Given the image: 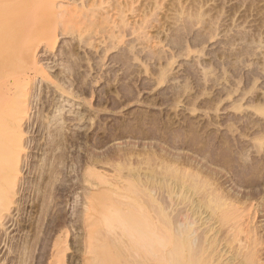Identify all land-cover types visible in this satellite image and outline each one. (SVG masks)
Wrapping results in <instances>:
<instances>
[{"label":"rangeland","instance_id":"1","mask_svg":"<svg viewBox=\"0 0 264 264\" xmlns=\"http://www.w3.org/2000/svg\"><path fill=\"white\" fill-rule=\"evenodd\" d=\"M52 1L3 0L25 113L0 133V264H139L108 227L130 209L185 230L186 264H264V0Z\"/></svg>","mask_w":264,"mask_h":264},{"label":"bare ground","instance_id":"2","mask_svg":"<svg viewBox=\"0 0 264 264\" xmlns=\"http://www.w3.org/2000/svg\"><path fill=\"white\" fill-rule=\"evenodd\" d=\"M13 1V0H12ZM11 1V2H12ZM43 1V0H42ZM46 1V5L50 7V5L53 4L54 1L52 0H45ZM7 2V0H6ZM9 2V0H8ZM7 2V4H8ZM11 2H9V5H11ZM30 2H34V1H30ZM26 3V5L29 6V4L31 5L32 3ZM37 2V1H35ZM40 2V1H39ZM103 2V1H102ZM22 3V2H21ZM3 0H0V57L4 56L5 53H3V48H4V44H3V24L5 23V25L8 23L11 27L13 25H11V19L14 20L15 19V14H14V18L11 16L10 17V14H12V12L8 13V16L6 17L9 19V22L8 20H4V16H3V11L5 12L6 8L3 10V8L5 6H3ZM34 4V3H33ZM38 4V3H37ZM42 4V2H40V5ZM106 4V2H105ZM22 5V4H21ZM19 4V6H21ZM24 5V4H23ZM45 5V6H46ZM14 6V5H13ZM27 6V7H28ZM36 7H38L37 5H35ZM43 6V5H41ZM46 6V7H47ZM93 6V5H92ZM102 6V5H101ZM7 7V6H6ZM23 7V6H21ZM25 7V6H24ZM30 7V6H29ZM28 7V8H29ZM10 8V7H9ZM19 8V7H18ZM44 8V7H43ZM48 8V7H47ZM13 9V8H12ZM35 9V8H34ZM33 9V12H35ZM46 9V8H44ZM52 9V8H51ZM101 9V8H100ZM11 10V9H9ZM15 10V9H14ZM24 10V9H23ZM27 10V9H26ZM31 10V9H30ZM50 10V8L48 9ZM87 7H86V11H87ZM94 10V9H93ZM18 11V10H17ZM32 11V10H31ZM54 11V9H53ZM16 12V11H14ZM55 12V11H54ZM70 12V11H69ZM7 13L5 15H7ZM19 14V13H18ZM38 14V13H37ZM40 14H41V9H40ZM55 14V13H54ZM70 14V13H69ZM22 15V14H21ZM24 15V13H23ZM26 15V13H25ZM25 15L23 16V18H21L20 15H17V16H20L21 19H24L25 18ZM34 15V14H33ZM35 16V15H34ZM37 16V15H36ZM40 16V15H39ZM4 17V18H3ZM30 17V15L28 16V18ZM26 19V18H25ZM17 21L18 20V17L16 19ZM39 20V18H38ZM4 21V22H3ZM24 21V20H23ZM26 21V20H25ZM13 22H16V21H13ZM21 22V21H19ZM23 24V23H22ZM21 24V25H22ZM27 24V23H26ZM20 25V26H21ZM19 26V25H18ZM6 27L7 28H10V32L11 34H13L14 32L12 31L11 27L9 26H4V28ZM14 27V30H15V27H17L16 25L13 26ZM23 27H24V24H23ZM19 28V27H18ZM16 28V29H18ZM5 29V30H6ZM4 30V32H5ZM9 30V29H7ZM6 30V31H7ZM17 31V30H15ZM21 31V30H20ZM13 32V33H12ZM8 33V31H7ZM19 33V32H18ZM14 36L16 34H13ZM12 36V35H11ZM19 36V35H18ZM16 37V36H15ZM14 37V38H15ZM13 38V37H11ZM17 39V37H16ZM17 41V40H16ZM7 44L6 46L8 47H5V51L11 46L10 44L11 43H5ZM19 47V46H18ZM17 47V48H18ZM26 52H27V48L24 47ZM9 50V49H8ZM20 50V49H19ZM31 50V48H30ZM16 52V51H15ZM25 53L26 52L22 49V53ZM4 54V55H3ZM24 55V54H23ZM26 59L27 61L32 65V67L36 70V71H39V72H42V68L41 66H39V64L37 63V60H36V57H35V54L33 51H29V48H28V52L26 54ZM14 80V79H13ZM12 80V81H13ZM16 80V81H15ZM11 84L9 83H6L4 82L3 80V68L2 66H0V133H4V134H15V133H18V135L20 134L21 135V124H20V121L21 119L23 118V115L25 113V108L24 106H22V104H20V100H19V96L16 97V99L12 102V104L10 105H6V107L4 106L3 108V99L10 93V91L12 90L13 86L16 84L17 82V79H15ZM8 82V81H7ZM3 118H5L7 120V123L6 125L3 127ZM17 139V138H16ZM20 141V140H19ZM18 147H20L21 149V144H18ZM18 156V155H16ZM16 158V157H15ZM13 161V160H12ZM15 161V162H14ZM12 163V165L9 167L8 169V174H5L6 175V178L5 179H8L6 181H9V178H12V177H15L16 174L18 175L17 171V159H15ZM8 167V166H7ZM4 175V176H5ZM3 176V177H4ZM8 176V177H7ZM16 178V177H15ZM5 179L3 178V180L5 181ZM2 181V180H1ZM8 188V187H7ZM7 188H3L4 190L7 189ZM9 189V188H8ZM7 189V190H8ZM3 190V199L4 197H6L5 199H8L10 197V194L5 190L4 192ZM8 196V198H7ZM1 198V197H0ZM1 200V199H0ZM9 202V200H7ZM7 201H4L7 203ZM1 202V201H0ZM5 203V204H6ZM7 206V205H6ZM5 208V207H4ZM141 216V213H137L133 210H126L122 215H118L116 212L115 213H112V215L110 216L109 218V222H108V227L112 226V224L116 223L117 225H119V227H121V231H120V234H122L123 236L122 237H125V239L123 240V245H125L124 249H126L127 251H129L131 253L130 256L133 257L134 255V258L136 259V263L139 262V264H148V254H153V255H156L155 251L157 252L158 250H160V248L163 250V254H162V257L165 258V262L166 264H186V259H185V255H184V245L187 246L189 249L192 248L191 245V241L188 239V235H183V232L185 231H179L178 234L179 236L182 238V242L181 241H169V240H166V238H163L161 237L160 235H157L155 233L154 230H151L152 227H150L149 225V222H148V219L146 220V214L144 215L143 214V219L140 217ZM114 222V223H113ZM190 224V223H189ZM165 239V240H164ZM193 244H194V240L192 241ZM89 244V243H88ZM171 246L170 249H167V246ZM88 246V245H87ZM120 247V246H119ZM159 247V248H158ZM90 249V252L89 253H93L92 254V257L93 259H90L89 262H87V264H114V258H105V257H101L100 254H101V251L97 248V247H94L92 245H89L88 247ZM123 248V247H122ZM120 250V252H117L119 254V256H123L125 250L122 249ZM161 250V251H162ZM119 251V249H118ZM165 252V253H164ZM155 253V254H154ZM137 255L138 257L136 258ZM118 256V258H119ZM127 256V255H126ZM140 257V258H139ZM161 257V258H162ZM140 259V260H137V259ZM133 259V258H132ZM134 259V261H135ZM129 259L126 258V262L124 261L125 264H128V261ZM117 261V260H116ZM115 261V262H116ZM120 261V260H119ZM131 262V261H130ZM164 262V261H163ZM123 263V262H122ZM121 263V264H122ZM123 263V264H124ZM132 263V262H131ZM133 264V263H132Z\"/></svg>","mask_w":264,"mask_h":264}]
</instances>
